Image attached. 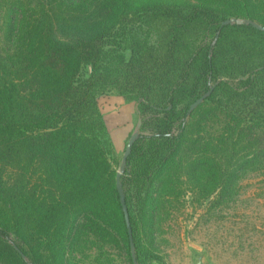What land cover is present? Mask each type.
<instances>
[{
	"label": "trees",
	"instance_id": "obj_1",
	"mask_svg": "<svg viewBox=\"0 0 264 264\" xmlns=\"http://www.w3.org/2000/svg\"><path fill=\"white\" fill-rule=\"evenodd\" d=\"M0 1L9 2L4 9L0 6L6 11L1 13L4 21L0 27V194L5 196L0 209L8 201L5 205L10 211L22 209L27 225L48 226L49 247L59 259L68 258L78 241L91 233L121 244L128 263L133 264L116 179L104 149L109 132L97 99L99 93H106L100 90L103 84L112 81L133 99H141V130L149 132L135 142L121 178L137 264L160 262L161 258L140 248L132 190L147 194V205L139 209L141 218L149 216L155 242L154 220L162 199L149 201L153 194L148 193L165 197L162 192L167 181H159V177L182 149L192 148L197 155L191 169L195 177L201 169L218 171L223 185L219 193L232 188L237 174L263 164L264 67L253 71L246 63H236V58L230 66L218 67L217 59L227 31L264 32L246 23L224 26L227 13L208 6L218 1L239 5L243 0ZM132 18L137 20L129 30ZM200 18L206 20L202 39L182 64L174 56L181 42L176 30L170 31L172 40L167 44L150 47L137 39L134 28L141 29V19H152L180 21L179 27L184 29ZM211 35L213 46L205 43ZM121 36L132 43L128 60L115 52L122 45L118 43ZM239 66L245 70L236 72ZM205 96L204 103L217 105L207 116L227 118L219 122L230 136L218 133L216 142L242 146L238 154L221 151L212 159L206 139L186 138L190 119L199 110L190 113L191 107ZM163 148L169 152L151 168ZM233 156L239 157L238 164L233 165ZM8 166L20 167L23 179H18L19 187L4 184ZM30 172L42 179L43 197L37 205L33 203L35 190L28 191ZM154 179L159 182L157 190H151ZM9 239V231L0 228V246L22 264L27 260L38 264L26 246L11 244Z\"/></svg>",
	"mask_w": 264,
	"mask_h": 264
},
{
	"label": "rangeland",
	"instance_id": "obj_2",
	"mask_svg": "<svg viewBox=\"0 0 264 264\" xmlns=\"http://www.w3.org/2000/svg\"><path fill=\"white\" fill-rule=\"evenodd\" d=\"M176 2L185 1L176 0ZM7 5H9L8 1H0L3 9ZM208 6L224 10L227 13L226 20H237L239 23L236 25L252 20L253 23L264 27V0H243L239 5L218 1L216 5ZM3 9H0V27L4 21L1 15L5 11H2ZM133 12L138 16L136 11ZM150 15L146 13V16L150 17ZM136 20L137 18H132L129 30ZM140 22L142 24L140 30L137 25L134 27L139 33L137 39L150 47H158L159 43L167 44L172 40L170 31L176 30L181 42L175 49L174 56L179 57L182 64L197 49L203 36L206 20L200 18L184 29L179 27L180 21L174 20L153 22L152 19H145L143 22L141 19ZM212 37L211 35L205 42L207 45L215 44ZM121 42V47H116L115 52L124 55L128 60L133 54L132 43L128 38L125 41L122 36L118 38V43L121 44ZM220 50L222 53L217 59L218 67L230 66L232 58H236V63H246L251 66L253 71L264 67V35L240 29L227 31ZM89 70L91 71V67ZM244 70L245 68L239 66L236 72ZM101 84L99 83L100 87ZM102 88L104 89L100 90L106 93H99L97 99L109 132V137H105L104 149L116 179L130 138L135 133L139 136H149V132L141 130L142 118L139 112L141 99H133L130 94L123 91L121 86L113 84L112 81L103 84ZM203 103L190 119L186 138L196 141H200L199 138L206 139L208 141L206 143L210 144L212 159L221 151L238 154L236 152L242 146L234 147L230 143L221 145L216 142L218 133L226 132L227 135L224 136H230L228 130H223L225 124L220 125L219 122H226L227 118L207 116L209 111L217 108V105L211 102ZM232 149L235 152H232ZM160 151L159 157H162L153 159L151 168L158 166L160 159L169 152L164 148ZM193 153L192 148L182 149L180 157L173 159L172 165L165 168V174L159 177V181H167L162 192L165 197L151 192L152 189L157 190L159 187V182L155 179L153 185H156L152 186L149 191L151 193H148L153 194L149 196V201L156 197L162 199V205L154 220L155 242L149 231L151 226L149 216L145 215V218H141L142 213L139 209L147 205L145 204L147 194L139 195L136 189L132 190L131 197L134 203V216L138 222L140 248L161 256L160 262L144 261L143 264H189V261L202 257L213 264H264V162L248 169L244 174H237L236 179L232 178L233 183L230 185L232 188L228 192L219 193L218 188H222L223 185L219 182L220 176L217 177V170L216 173L215 170L211 173L201 169L197 177L191 174L197 158V155ZM238 159L239 157L233 156V165L238 164L240 160ZM11 166L6 168L7 173L3 177V182L8 185L7 188L14 185L19 187L18 179H23L21 169L16 166L11 168ZM225 166L229 168L228 165ZM28 178L31 179L28 191L35 190L33 203L37 205L43 197L39 188L42 186V179L39 180L36 172L34 174L30 172ZM149 185L150 183H147L148 187ZM15 196H17L16 190ZM4 197L0 194V202ZM138 199L140 203H137ZM3 202L1 203L3 208L0 209V228L9 231L11 244L18 242L26 246L38 264H129L121 244L109 243L91 233L85 234L78 241L68 258L59 259L50 250L48 226H40L36 223L27 225L26 220L22 218V209L16 207L14 211H10V206L5 205L8 201ZM75 215L73 214V217ZM0 264L22 263L2 245L0 246ZM23 264L31 263L27 260Z\"/></svg>",
	"mask_w": 264,
	"mask_h": 264
},
{
	"label": "water",
	"instance_id": "obj_3",
	"mask_svg": "<svg viewBox=\"0 0 264 264\" xmlns=\"http://www.w3.org/2000/svg\"><path fill=\"white\" fill-rule=\"evenodd\" d=\"M236 23H239V22L237 20H228L223 25L225 26V25L236 24ZM245 23L247 25L253 26L255 29H257L259 31L264 32V27H262V26H260V25H258L256 23H253V22H250V21H246ZM209 95H210V93L207 96H209ZM207 96H205L204 98L198 100L191 107L190 113L192 111H194L197 107H199L204 102V100H205V98ZM138 138H139V134L138 133H135L130 138V141H129L128 145H127V148H126L123 160H122L120 171H119V173L116 176V186H117V189H118V192H119L120 203L122 205V210H123V213H124V216H125V222H126L127 229H128V234H129V239H130L131 256H132L133 264H137L136 249H135V244H134V240H133V232H132V227H131V222H130V216H129L128 208L126 206L125 193H124V190H123L121 178H122L123 174L126 171L128 158L130 157V155L132 153L133 146H134V144H135V142L137 141ZM23 258L25 259L24 255H23Z\"/></svg>",
	"mask_w": 264,
	"mask_h": 264
},
{
	"label": "crops",
	"instance_id": "obj_4",
	"mask_svg": "<svg viewBox=\"0 0 264 264\" xmlns=\"http://www.w3.org/2000/svg\"><path fill=\"white\" fill-rule=\"evenodd\" d=\"M106 122V121H105ZM161 258V256H159ZM153 263L158 262V261H152ZM160 264V263H159ZM189 264H213L206 258L202 257L200 259H195L193 261H189Z\"/></svg>",
	"mask_w": 264,
	"mask_h": 264
}]
</instances>
